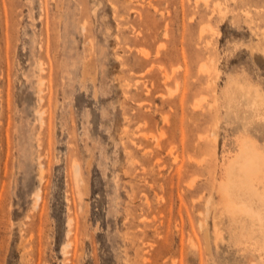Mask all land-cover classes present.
Here are the masks:
<instances>
[{
	"label": "rangeland",
	"instance_id": "obj_1",
	"mask_svg": "<svg viewBox=\"0 0 264 264\" xmlns=\"http://www.w3.org/2000/svg\"><path fill=\"white\" fill-rule=\"evenodd\" d=\"M263 100L264 0H0V264H264Z\"/></svg>",
	"mask_w": 264,
	"mask_h": 264
},
{
	"label": "bare ground",
	"instance_id": "obj_2",
	"mask_svg": "<svg viewBox=\"0 0 264 264\" xmlns=\"http://www.w3.org/2000/svg\"><path fill=\"white\" fill-rule=\"evenodd\" d=\"M44 71V70H43ZM166 79V78H165ZM244 87V86H243ZM239 88V87H238ZM248 92V91H246ZM236 93V92H235ZM238 93H243V92H238ZM237 93V94H238ZM245 93V92H244ZM249 93V92H248ZM240 96V95H239ZM247 96V95H246ZM262 96V94H261ZM238 97V95H237ZM256 97V95H255ZM253 97V98H255ZM259 97V94H258ZM257 97V98H258ZM260 98V97H259ZM241 99V97H238V100ZM250 99V98H249ZM237 99L231 98V102L230 104H232L235 108H238V103H240L241 100L238 101ZM257 100V99H256ZM255 100V105H257V101ZM259 100V99H258ZM261 100V98H260ZM251 101V99H250ZM254 101V100H252ZM251 101V102H252ZM264 101V100H263ZM261 103V101H259ZM242 103V102H241ZM264 103V102H263ZM263 103L261 104L263 106ZM244 104V103H243ZM259 104V103H258ZM229 105V103H228ZM254 105V106H255ZM219 106V105H218ZM242 106V105H241ZM251 106V105H250ZM260 106V107H262ZM246 107V106H245ZM249 108V107H248ZM256 108V107H255ZM258 108V107H257ZM241 109V107L239 108ZM243 109V108H242ZM245 109V108H244ZM259 109V108H258ZM257 109V110H258ZM263 109V108H262ZM237 110V109H236ZM251 110V109H249ZM234 111V109H233ZM247 111V110H246ZM259 111V110H258ZM261 111V110H260ZM238 112V111H237ZM236 112V113H237ZM256 112V111H255ZM232 113V112H231ZM242 113V112H241ZM246 113V112H245ZM248 113V112H247ZM262 113V112H261ZM41 114V113H40ZM260 114V113H259ZM255 115V114H254ZM263 115V114H261ZM247 116V115H246ZM259 116V115H257ZM251 117V116H250ZM247 116V118H250ZM246 118V117H245ZM260 118V116H259ZM250 119H253L252 117ZM263 119V118H262ZM260 120V119H259ZM244 122V121H243ZM246 122V121H245ZM249 122V121H248ZM255 122V121H254ZM250 123V122H249ZM252 123V121H251ZM246 124V123H245ZM257 124V123H256ZM261 124V123H260ZM263 124V123H262ZM261 124V125H262ZM260 126V125H259ZM262 128V127H261ZM250 144L248 148L249 151L246 152H241V154L239 155V157L234 160L233 162L230 163L229 165V172H228V177L227 180L224 183V189L226 190V194L228 195V202H227V212L229 211L230 213H232L233 215H247L248 217L251 218V221H256L258 223H260L261 226H264V196H262L260 194L259 191H257L256 189L252 188L249 183H246L245 185L240 182V180H237L236 178H234V176H237L238 174H241L244 168H252L254 166L255 163L259 162L260 166L261 164H264V158L263 160H258L259 159V153L257 152V150L254 148L252 143H247ZM246 145V144H245ZM247 146V145H246ZM245 147V146H244ZM246 149V148H245ZM244 149V151H246ZM251 151V152H250ZM79 166V165H77ZM76 166V167H77ZM80 168V167H79ZM78 168V170H79ZM76 172H79L76 170ZM237 172H240L237 174ZM237 174V175H236ZM222 183V182H221ZM238 183H241L243 186H245V190L241 191V194L237 192V186ZM37 189V188H36ZM38 191V190H37ZM40 191V190H39ZM223 191V190H222ZM37 193V192H35ZM239 196H244L246 197V200L240 199ZM209 201V200H208ZM229 213V214H230ZM231 214V215H232ZM232 215V216H233ZM217 217V216H216ZM241 220V219H240ZM237 221V220H236ZM239 223V222H238ZM215 227H216V223ZM219 230V229H218Z\"/></svg>",
	"mask_w": 264,
	"mask_h": 264
}]
</instances>
